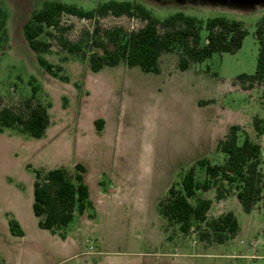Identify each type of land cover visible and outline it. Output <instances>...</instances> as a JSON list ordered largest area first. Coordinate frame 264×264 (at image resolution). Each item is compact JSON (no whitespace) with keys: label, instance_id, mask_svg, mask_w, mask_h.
Instances as JSON below:
<instances>
[{"label":"rangeland","instance_id":"1","mask_svg":"<svg viewBox=\"0 0 264 264\" xmlns=\"http://www.w3.org/2000/svg\"><path fill=\"white\" fill-rule=\"evenodd\" d=\"M45 1L0 0L5 23L0 110L21 106L34 86L35 100L49 115L40 139L13 128L0 131V264H264L263 200L244 213L233 195L216 201L213 192L199 194L213 200L209 218L231 211L238 220L237 234L223 245L200 241L195 226L180 233L161 213L170 187L178 189L182 175L198 160L222 162L217 143L232 125L240 127V142L246 135L260 145L264 163V83L246 88L236 80L255 72L254 32L264 0H114L140 4L157 19L183 13L244 24L247 35L236 53H215L186 71L178 69L176 52L164 53L157 74L123 63L99 72L89 68L91 53L111 49L105 31H136L144 25L140 19L108 15L85 20L64 14L63 37L80 43L81 50L62 49L53 30L48 31L52 37L42 36L51 45L42 57L61 68L57 77L37 64L22 34L24 23ZM55 1L91 10L110 0ZM205 37L203 31L200 45ZM254 119L260 120V133ZM76 164L85 168L93 207L54 234L70 236L68 249H55L41 236L48 232L38 228L32 212V170L64 168L74 174ZM196 177H204L199 167ZM9 218L24 229V240H10Z\"/></svg>","mask_w":264,"mask_h":264},{"label":"trees","instance_id":"2","mask_svg":"<svg viewBox=\"0 0 264 264\" xmlns=\"http://www.w3.org/2000/svg\"><path fill=\"white\" fill-rule=\"evenodd\" d=\"M79 19L93 20L108 15L138 18L144 25L136 31H125L120 27L108 29L103 37L111 49L102 48L101 54L88 56L89 68L99 72L104 67H115L121 63L129 68H139L145 73L159 72L158 61L162 54L176 52L177 67L188 70L191 65L202 63L215 53H236L247 35L241 21L218 16L198 19L183 13H175L163 19L155 18L140 4L110 0L98 4L94 9L83 10L74 5L49 0L34 11L22 27L26 45L35 55L37 64L48 74L55 77L60 67L49 64L42 55L49 52L51 45L42 39L53 30L59 34L62 49L69 53L81 50L80 43H71L63 37L64 28L60 27L62 15ZM4 17L0 12V32L4 29ZM205 31V43L200 45L201 33ZM255 39L258 46L255 72L241 74L236 80L252 88L264 83V12L255 25ZM97 36L94 29L92 37ZM94 44L93 41H89ZM36 88L31 87V96L21 106L4 107L0 110V131L5 128L16 129L19 133L33 139L43 137L49 126L47 108L35 100ZM102 121H96L101 127ZM254 129L261 132L260 120L254 119ZM240 127L232 125L227 135L218 141L217 152L222 155L221 163H211L208 159L198 160L180 180L179 188L171 186L168 197L161 204V213L167 221L177 226L182 234H188L195 226L198 239L208 244L223 245L231 240L239 230V223L231 211L217 217H208L213 200L199 196L200 193H214V200H224L235 196L244 213L264 201V163L261 147L244 136L239 141ZM196 167L203 170L204 177L198 180ZM75 173L64 168L48 171L33 169L32 212L41 230L56 234L67 228L76 215L92 209L89 188L84 180L85 168L75 165ZM195 199L194 203L190 200ZM9 232L14 237H22L23 231L18 222L8 219ZM63 232V231H62ZM64 239L65 233H59Z\"/></svg>","mask_w":264,"mask_h":264},{"label":"crops","instance_id":"3","mask_svg":"<svg viewBox=\"0 0 264 264\" xmlns=\"http://www.w3.org/2000/svg\"><path fill=\"white\" fill-rule=\"evenodd\" d=\"M22 231H23V236L22 237H14L10 234V237L13 239H19V240H24L26 238V233L24 231V229L21 227ZM9 230V228H8ZM44 232H48V235H45V233H40L41 236L46 237V240L48 241V243L50 245H54L55 249L56 248H62V249H68L70 247V236L68 235V233L65 232V237L64 239L58 238L55 235H52L49 231L43 230Z\"/></svg>","mask_w":264,"mask_h":264},{"label":"water","instance_id":"4","mask_svg":"<svg viewBox=\"0 0 264 264\" xmlns=\"http://www.w3.org/2000/svg\"><path fill=\"white\" fill-rule=\"evenodd\" d=\"M229 1L246 2V3H259L262 0H229Z\"/></svg>","mask_w":264,"mask_h":264},{"label":"flooded vegetation","instance_id":"5","mask_svg":"<svg viewBox=\"0 0 264 264\" xmlns=\"http://www.w3.org/2000/svg\"><path fill=\"white\" fill-rule=\"evenodd\" d=\"M59 2H61V1H59ZM108 2V1H107ZM127 2V1H126ZM62 3V2H61ZM134 4H137V3H134Z\"/></svg>","mask_w":264,"mask_h":264}]
</instances>
